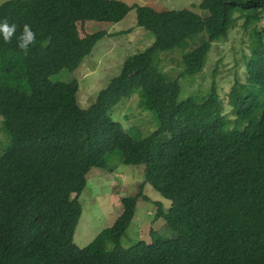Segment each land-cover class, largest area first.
<instances>
[{"label":"trees","instance_id":"1","mask_svg":"<svg viewBox=\"0 0 264 264\" xmlns=\"http://www.w3.org/2000/svg\"><path fill=\"white\" fill-rule=\"evenodd\" d=\"M193 5L205 14L123 0L0 3V18L17 25L10 42L0 41V123L7 136L0 150V264H264V27L253 28L250 52L242 53L248 82L235 79L225 105L214 81L207 95L180 99L177 79L153 64L157 51L203 32L182 54L180 74L199 71L209 42L226 34L230 11L246 10L247 25L263 18L264 0ZM130 8L151 42L122 60L92 103L79 106L77 79L52 76L73 71L108 32L68 35L63 23L116 22ZM25 23L36 34L26 55L16 47ZM134 92L156 120L145 135L110 115ZM116 150L125 164L142 166L138 190L120 196L111 224L77 246L72 236L86 174L106 168V158L117 160ZM146 184L170 201L165 209L152 200L153 220L163 227L150 228L149 241L122 246L138 198L150 200ZM166 229L175 236L163 237Z\"/></svg>","mask_w":264,"mask_h":264},{"label":"rangeland","instance_id":"2","mask_svg":"<svg viewBox=\"0 0 264 264\" xmlns=\"http://www.w3.org/2000/svg\"><path fill=\"white\" fill-rule=\"evenodd\" d=\"M4 0H0V3ZM129 5L148 4L155 8H190L200 14L205 11L193 4L200 0H123ZM247 11L234 7L229 13L226 34L218 36L209 42V48L202 68L192 74L181 75L183 67L182 54L195 47L201 40V33L185 38L178 47L157 51L153 56V64L166 79H177L180 86V99L187 97H202L209 92L211 82L217 88L222 104L228 103V92L236 79L239 83H247L244 71L243 54H248L249 44L252 43V31L255 26L264 27V14L261 20H250L243 25ZM131 31L121 32L131 28ZM68 35L81 36L85 33L103 29L107 34L99 38L90 52L82 58L80 64L73 70H60L52 79L69 81L76 78L78 105L86 107L95 99L97 91L114 74L117 73L122 60L133 52L143 49L152 40V35L146 29L135 25V9L130 8L123 18L116 22L102 20L66 21L62 26ZM120 31V32H119ZM136 92L120 100L110 115L121 122L128 130L136 129L141 134H147L154 128L155 117L138 105ZM229 113V110H228ZM153 115V114H152ZM1 120V116H0ZM7 136L0 123V150L5 146ZM118 159L106 158V168L91 167L86 174V184L79 195L82 212L75 225L72 240L77 246L89 243L102 228L109 226L115 215L120 212L119 197L138 190L142 179V166L125 164L120 151L116 150ZM114 154V155H115ZM117 156V155H115ZM112 158V156H111ZM150 200L138 198L135 212L130 224L120 239L122 246H129L139 239L150 240L149 229L163 227L162 220H153L156 205L152 200H161L165 209L169 200L162 197L149 184L143 187ZM74 194H71L73 196ZM163 237H173L175 232L169 229L161 232Z\"/></svg>","mask_w":264,"mask_h":264},{"label":"clouds","instance_id":"3","mask_svg":"<svg viewBox=\"0 0 264 264\" xmlns=\"http://www.w3.org/2000/svg\"><path fill=\"white\" fill-rule=\"evenodd\" d=\"M16 29V23H9L7 18H0V41L4 43L10 42L16 33ZM35 38L36 34L30 26L25 23L22 25V30L19 35L16 36V47L26 55L29 51V45L33 44Z\"/></svg>","mask_w":264,"mask_h":264}]
</instances>
